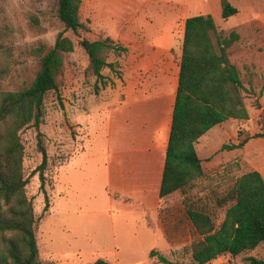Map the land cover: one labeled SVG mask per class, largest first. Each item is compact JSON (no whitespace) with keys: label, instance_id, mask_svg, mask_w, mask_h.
Returning a JSON list of instances; mask_svg holds the SVG:
<instances>
[{"label":"rangeland","instance_id":"1","mask_svg":"<svg viewBox=\"0 0 264 264\" xmlns=\"http://www.w3.org/2000/svg\"><path fill=\"white\" fill-rule=\"evenodd\" d=\"M125 1L82 0L79 16L89 31L79 36L70 30L64 33L75 47L63 54L57 87L44 99L40 125L47 153L45 194L38 173L31 174L41 161L36 131L27 126L20 132L23 171L29 177L25 192L32 202L43 264H93L98 258L111 264H166L149 256L151 249L171 262L195 264L189 245L196 235L186 208L209 214L218 226L231 203L222 204L221 199L235 179L252 168L264 178V0H230L238 12L227 19L220 15L219 0H206L214 12V43L232 30L239 35L227 51L246 88L248 118H230L210 128L196 144L202 176L163 198L155 182L139 183L136 177L135 183L125 178L111 186L102 182L99 156L105 140L95 129L97 116L92 111L106 92L78 41L109 36L123 43L119 36ZM56 6L57 0H0V91L21 89L32 81L42 55L38 47L49 49L63 30ZM106 59L123 68V52L112 51ZM103 74L109 77L111 71L105 68ZM224 143L238 146L222 149ZM248 256L263 257L264 245L233 257L223 254L211 264H249Z\"/></svg>","mask_w":264,"mask_h":264},{"label":"trees","instance_id":"2","mask_svg":"<svg viewBox=\"0 0 264 264\" xmlns=\"http://www.w3.org/2000/svg\"><path fill=\"white\" fill-rule=\"evenodd\" d=\"M81 1L57 0L56 14L63 23V30L56 34L49 49L44 51L43 44L38 47L42 55L32 81L21 89L0 91V264H43L35 237L32 202L25 192L29 177L23 171L24 146L20 132L27 126L36 131V147L41 153V161L31 174L38 173L40 188L45 194L47 153L40 130L44 99L57 87L56 78L63 64V54L75 47L65 31L70 30L78 36L81 31H89L80 20ZM219 4L223 19L238 12L230 0H219ZM215 32L211 14H195L185 19L159 198L189 186L202 176V159L195 147L200 136L230 118H248L243 100L246 88L237 67L229 61L227 51L239 35L232 30L227 36L217 38L215 44L212 38ZM78 44L86 53L88 67L96 81H101L102 88L110 80L101 73L104 68L119 76L116 64L106 58L112 51L116 55L125 52V47L109 36L94 40L82 38ZM244 141L238 145H243ZM238 145L224 143L222 149ZM227 202L231 203L218 226L209 214L186 208L196 235L189 245L191 260L195 264H205L222 254L237 256L264 245L262 174L255 169L240 174L221 199L222 204ZM149 256H156L162 263L180 264L171 262L155 249L149 251ZM247 260L249 264H264V256H248ZM93 264L111 263L98 258Z\"/></svg>","mask_w":264,"mask_h":264},{"label":"crops","instance_id":"3","mask_svg":"<svg viewBox=\"0 0 264 264\" xmlns=\"http://www.w3.org/2000/svg\"><path fill=\"white\" fill-rule=\"evenodd\" d=\"M125 4L119 36L123 42L119 44L126 48L123 68L116 67L122 70L119 76L109 69L106 94L92 111L97 116L95 129L105 140L99 156L102 160L99 164L96 159L95 165H100L103 183L111 186L119 178L135 183L136 177L139 183L155 182L158 194L178 85L184 22L191 15L214 12L206 0H126Z\"/></svg>","mask_w":264,"mask_h":264}]
</instances>
